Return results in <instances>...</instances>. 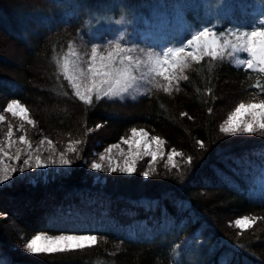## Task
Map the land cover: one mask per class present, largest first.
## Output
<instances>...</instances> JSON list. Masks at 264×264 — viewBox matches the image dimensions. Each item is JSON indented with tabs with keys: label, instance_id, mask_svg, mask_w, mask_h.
I'll return each instance as SVG.
<instances>
[{
	"label": "trees",
	"instance_id": "16d2710c",
	"mask_svg": "<svg viewBox=\"0 0 264 264\" xmlns=\"http://www.w3.org/2000/svg\"><path fill=\"white\" fill-rule=\"evenodd\" d=\"M220 1L0 0V109L8 100L21 101L38 131L58 144L79 142L80 152L88 150L98 125V133L108 130L111 142L142 127L180 151L184 160L181 170L149 179L117 177L98 184L79 169L73 180L39 190L21 188L12 199L30 197L35 203L25 217L14 207L2 210L0 264H177L175 252L185 241L191 242L192 256L184 264H194L195 255V264H264V201L250 193L264 167V134L226 136L220 131L221 119L235 105L264 100V73L221 55L205 56L189 66L179 89L86 105L58 64L70 43L88 44L89 29L103 19L138 20L149 18L155 7L168 11L189 5L185 18L197 25L194 6L201 3L203 13ZM244 1L253 0H225L231 12L219 17L217 31L264 25L242 10ZM7 47L17 51V64L5 56ZM247 215L258 216V225L232 230L231 222ZM72 230L90 232L99 243L40 255L9 245L40 232Z\"/></svg>",
	"mask_w": 264,
	"mask_h": 264
},
{
	"label": "rangeland",
	"instance_id": "374dc122",
	"mask_svg": "<svg viewBox=\"0 0 264 264\" xmlns=\"http://www.w3.org/2000/svg\"><path fill=\"white\" fill-rule=\"evenodd\" d=\"M202 1V0H201ZM198 7L194 6L195 10V17L198 19L197 25L190 23L185 18V12L190 8L188 5L187 7H180L177 9L168 10L172 12L170 14L165 9H161L160 7H155L150 10V17H140L138 20H131L123 17L124 22L117 24L116 21L119 19H112L109 18L107 20H102L95 25L91 26L89 29V43H85L82 40H76L70 43L68 50L63 55L66 56L69 52H73L78 54L79 56L83 57L85 60L90 58L91 53V46L93 44H100L101 48L100 51L106 54L108 51L114 48V43L111 45H107L106 43L109 40L116 41L120 39L121 33L123 34V40L121 41L122 46L124 47H131L134 49L132 55L134 58H139L140 60L144 61L145 65L148 64V57L150 55L159 54L162 49L166 47H180L183 46L188 39L202 27H214V31H216L217 35L220 33H224L225 37L228 36L229 32H235L237 29L240 31H251L254 30L256 27H264V25H258L254 28H241V27H230L223 31H217V27L219 24V17L227 15L230 13V9L226 7L225 9V0H222L218 3H212L207 10L203 13L201 12V3H197ZM206 4L203 3V6ZM242 10L249 14H254L260 22L264 24V15H261L264 12V5H261V0H253L251 2H243L242 3ZM193 8V6H191ZM213 22V23H212ZM95 27H98L94 29ZM126 41V43H124ZM8 49V47H7ZM186 51H192V49L187 48ZM7 58L12 57L14 62L17 58V51L14 48H9L6 53H4ZM221 56L227 57L234 65L246 67L244 64H238V59H247V53H237L233 55L231 51H225L221 49ZM63 57L60 59L62 62ZM12 60V61H13ZM198 60H189L187 66L183 69L182 72L176 73L179 77V82H173L172 90L179 89L180 83L186 77V70L189 68L191 64ZM16 63V62H15ZM17 64V63H16ZM137 79L132 83V87L130 88L128 93L123 94V97H115L112 99H117L121 101L126 100H135L142 96L149 95L156 90L164 89L167 86V81L163 79V77H157L150 73V70L147 66H142L138 69L135 73ZM69 83V82H68ZM70 85V84H69ZM157 85H160L158 87ZM71 87V86H70ZM73 91V90H72ZM74 93V92H73ZM103 99H109L107 97ZM15 100V99H13ZM13 100H8L3 104V108L0 109V115H3L5 119L0 121V146H4L6 150L10 151L12 155H15L18 149L21 150V160L19 163H13L10 166H15L17 168L22 166L23 159L26 158V154L28 153V145L23 144L19 141V137L21 135H25V138L31 143L32 145V156H33V163L35 156L39 155L41 161L47 162L49 156H52L54 159H59L60 153L64 152L67 155V158L73 161L72 165L69 166H61V165H51L49 164L47 167L41 168H31L26 169L23 173H15L12 176V180L10 182H5L4 184H0V217L2 218L5 216V213L2 212L7 208L14 207L15 212L17 215L21 214V216L25 217V213L32 211V204L34 205V198L30 197H23L18 199L15 198L16 193L20 192L21 188L24 189H31V187H36L39 190V187H49L54 183L62 182L67 179L73 180L77 178V174L74 173L79 169H84L87 173L86 175H90L92 181L98 184L106 183V181L114 180L117 177H129V178H142V179H149L155 176L160 175L165 170H174L179 169L181 170V165L183 160V154L175 149L177 155L173 157V162L177 165V167H171L173 162L168 161V156L172 154L173 148L167 145L166 141L153 133L149 130L142 128V127H134L136 129H144L147 133V137L137 136L134 138L133 142L135 143L138 141L137 149L141 154L145 151L149 150H156L157 148L161 147L156 141L152 140V137H160L161 140L164 141L162 145V154L160 152L157 153L156 160L153 162L150 156H143V159H137V171L131 175L123 174L120 172L112 173L107 170H94L91 168V163H99L104 166V169L107 168L108 161L101 160L100 156L108 157L110 156L114 161L118 162L120 165L123 164L126 154L129 151V145L122 142L124 139H133L131 129L128 130L124 136L120 138L117 142L109 141L106 131L103 133H98L100 129V125H98L97 129H94V133L92 134V138H89L88 141V150L85 152H80L79 150V143L74 140H65L63 143L58 144L55 140L51 137H48L38 131L37 122L31 115V110L29 107L19 101L22 105L27 107L28 109V118L33 121L32 124H29L18 117H13L11 113L4 111L7 104ZM93 101H96L95 97H93ZM261 100L258 99H249L243 101L244 103H259ZM239 104V103H238ZM235 105L227 115L220 121V126L224 120L227 119L228 115L234 111ZM9 124L12 126L13 136L8 138L6 133L8 131ZM23 124V131L20 130V125ZM242 135V134H238ZM9 139L12 141L11 148L7 147ZM44 141L41 144V141ZM145 140L148 141V147H144ZM51 141L52 143H49ZM72 144L76 148V152H68V146ZM116 145V147L112 148L111 153L107 152L106 150L110 147ZM124 153L122 155L121 153ZM188 160V159H187ZM153 163L155 172L153 175L145 178L141 175V173L145 170L149 169V164ZM8 163V161H5ZM167 165V167H166ZM74 173V174H73ZM264 167L259 171V173L253 178L250 186V193L253 198L264 201ZM42 189V188H41ZM43 192L44 189H42ZM41 190V191H42ZM39 191V192H41ZM18 195V194H17ZM16 195V196H17ZM12 200V201H11ZM15 200V201H14ZM244 217H248L247 224L248 226L243 229V231H248L255 228L259 223V217L253 215L243 216L237 219H242ZM231 222L232 230H242L239 226L236 225L235 221ZM231 226V225H230ZM56 235V234H54ZM26 238L24 241L20 239L19 241H9L10 246L15 251H25L24 245L26 244L27 240L30 239ZM100 238L97 236V243H99ZM93 246V245H92ZM88 248V247H86ZM191 242L185 241L182 246L175 252L174 258L177 264H184V261L187 260L190 263L189 257L192 255L191 253ZM196 255L191 258V262L195 261L196 263ZM194 263V264H195Z\"/></svg>",
	"mask_w": 264,
	"mask_h": 264
},
{
	"label": "snow or ice",
	"instance_id": "6c2138e0",
	"mask_svg": "<svg viewBox=\"0 0 264 264\" xmlns=\"http://www.w3.org/2000/svg\"><path fill=\"white\" fill-rule=\"evenodd\" d=\"M261 5H264V0H261ZM195 7H198V5ZM123 22V17L116 21L117 24ZM213 29L214 27H202L183 46L166 47L159 54L150 55L147 65L139 58L133 57V48L122 46V33L120 39L115 42L109 40L106 43L107 45L114 43V48L106 54L100 51V44H93L91 46L90 58L87 60L70 51L68 55L63 57L62 62L58 61V64L64 78L69 82L74 95L86 105L93 104V97H95L97 102L105 97L109 99L115 97L122 98L123 94L129 92L132 83L137 79L135 73L142 66H147L150 73L154 76L163 77L167 81V86L164 87V90L170 92L173 82H179V77L176 73L182 72L189 60H202L205 56L214 59L218 58L221 55V49L225 51L230 50L233 55L247 53L248 58L238 59L237 63L246 65L248 69H256L259 73H264V27H256L251 31H240L237 29L235 32H229L227 37H225L224 33L217 35ZM187 48L192 49V51H186ZM157 86L160 87V85ZM4 111L29 124L33 123L28 118L27 107L17 100L8 103ZM4 119L5 117L0 115V121ZM20 130L23 131V124L20 125ZM220 131L226 136L253 133L264 134V100H261L259 103L240 102L234 111L228 115L227 119L223 121ZM131 133L133 139L122 140L123 143L129 145V151L122 165L114 161L110 156H100L101 160L108 161L107 168L104 169L102 164L95 162L91 163V168L131 175L137 171V159H143V156H150L154 162L157 153L160 152L162 154L164 141L160 137H152V140L156 141L161 147L156 150L145 151L141 154L136 150L139 142L136 141L134 143L133 140L137 136L147 137L148 133L144 129L138 130L136 128H132ZM6 135L8 138L13 136L11 124H9ZM19 141L27 144L29 149L26 158L22 161V166L19 168L10 165L20 162L21 150L18 149L15 155H12L4 146H0V184L10 182L13 174L18 172L23 173L26 169L47 167L49 164L69 166L73 163L64 152L60 153L58 160L49 156L47 162L41 161L40 156L37 155L33 163L31 143L25 138V135H21ZM43 142L42 140L41 144ZM49 143L52 142L49 141ZM11 145L12 141L9 139L7 147L10 149ZM113 147H116V145L110 146L106 151L111 153ZM144 147H148L147 140L144 142ZM200 147L204 148L202 141L200 142ZM68 152H76V148L72 144H69ZM121 154L124 155L123 152ZM175 155L177 153L173 149L172 154L168 156V161L173 162ZM5 161H8V163H5ZM191 161L192 158L189 157L187 163L191 164ZM171 167H177V165L173 162ZM154 172V164L150 162L149 169L143 171L141 175L147 178L153 175ZM180 174L182 175V173ZM247 221L248 217H244L237 219L235 223L243 230L248 226ZM96 242L97 236L90 232L77 234L76 230H72L56 235L40 232L27 240L24 249L26 252L34 255L53 254L91 247Z\"/></svg>",
	"mask_w": 264,
	"mask_h": 264
}]
</instances>
